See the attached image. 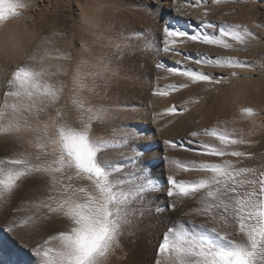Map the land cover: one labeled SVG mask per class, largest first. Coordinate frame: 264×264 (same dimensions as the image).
Masks as SVG:
<instances>
[{
    "label": "snow or ice",
    "instance_id": "snow-or-ice-1",
    "mask_svg": "<svg viewBox=\"0 0 264 264\" xmlns=\"http://www.w3.org/2000/svg\"><path fill=\"white\" fill-rule=\"evenodd\" d=\"M187 2L199 7L207 0ZM141 7L151 14L163 5ZM28 8L26 0H0V26L23 19ZM211 10L205 7L191 32L163 22L160 16L161 43L151 67L164 68L156 53L176 51L178 42L235 51L236 45L264 40L253 31H264V21L252 25L214 21L207 18ZM26 28L18 26L17 33ZM110 30L109 25L96 36L98 50L75 61L71 52L58 50V63H51L52 41L43 35L26 51L20 40L8 49L23 57V62L0 84V140L7 149L22 147L23 151L0 158V234L13 241L17 253L5 264H112L116 252H123L125 239L136 236L141 224L163 228L149 264H264V164L238 166L240 159L255 155L238 150L251 141L218 127L191 130L180 147L188 145L186 151L224 159L183 163L167 158L163 161L167 174L154 177L152 169L142 163L144 153L129 144L138 133L121 128V133L113 131L108 137L94 134V125H111L116 114L133 107L98 104L93 97L100 95L97 89L112 87L127 71L122 61L135 54L128 41L137 33L150 35L148 29L129 35L107 34ZM185 55L198 67L166 68L183 82L163 89L152 86L154 96L201 84L218 89L256 67L234 56ZM204 66L222 71H204ZM259 68L264 72V63ZM69 86L71 94L64 101ZM198 102L173 105L166 112L182 115L189 111L187 104ZM69 107L74 113L71 124L65 119ZM241 112L246 118L258 114L252 107ZM206 136L218 143L200 139ZM164 144L172 149L178 146L171 140ZM125 148H132V153L121 151ZM117 157L134 167L117 166ZM180 172L195 175L177 179ZM185 202L195 206L182 215L197 216L198 221L170 215L178 203Z\"/></svg>",
    "mask_w": 264,
    "mask_h": 264
},
{
    "label": "bare ground",
    "instance_id": "bare-ground-1",
    "mask_svg": "<svg viewBox=\"0 0 264 264\" xmlns=\"http://www.w3.org/2000/svg\"><path fill=\"white\" fill-rule=\"evenodd\" d=\"M51 1L52 0H26V2H32L35 6H37V8H39V15L42 14L41 11L44 10L43 8L50 5ZM78 1L77 13L79 16L82 15L81 17L83 19H86L85 15L88 7L83 3L91 0ZM145 3H161L164 5L165 11L163 9V11L160 9H153L151 12L152 16H150L151 18H147V20H145V26L148 27V29L151 28L156 31L155 32L153 30L156 38V34H158L160 39H157L160 40V43L163 22H170L182 30L191 32L193 30L194 23L203 16L205 7H210L212 9L207 18L214 21H227L230 23H244L248 25H252L257 21H264V3H261L260 0H221L220 4H216L215 0H207V3L199 7L190 6L187 0H146ZM112 6L113 5H111V7ZM52 9H49L48 7L47 12L49 13L46 14L47 18L43 19L44 21H47L46 23H48V34L41 32L43 31V28H41V31L39 30L40 27L39 29L37 28L34 21L35 15L32 13L24 14L23 19L13 20L2 26L0 31V84L3 83L6 75H9L18 64L23 62V57L16 56L11 51H8V49H10L17 40L23 42L24 50L26 51L31 48L38 36H48L52 41L49 45L50 55L53 57L51 63H58V61L55 60L58 50L60 52H63L64 50H66L65 52H71L74 61L77 59L73 53V45L74 39L79 35H77V33L73 30L72 25H76L79 20L77 18H72L71 12L64 14L65 17L70 18V21H72V23H69L70 25H67V27L65 26L64 28V23L62 25V22L60 24L58 20H54V23L51 22L52 19L49 17L54 14V10ZM48 14H50L49 17ZM129 14H131V12H129ZM116 16H118V14ZM160 16L164 17V21L159 23L157 22V19H159ZM218 18L221 20H218ZM21 25H27V28L18 34L17 29L18 26ZM44 25L45 23L43 26ZM253 31L259 32L261 36H264V31H261L258 28H253ZM65 33L67 35H65ZM63 43H66L65 45L68 47L66 46L67 49L61 50L64 48ZM174 47L176 51H160L156 53L155 58L164 64V68L153 69L151 64L153 60L152 55L154 53L152 55L148 54L151 58H149V56L147 57L148 59L144 58L148 60L146 64L140 65V62V64L136 65L137 69L134 68L135 66L130 64L134 69L130 71L131 69L125 67L129 70V72L128 70L127 72H122L120 74V79L112 87L107 89H97V91L100 92V95L93 97L94 103L105 105L130 104L133 105V107L116 114L111 125H95L97 128H93L94 134L108 137L113 133V131L117 134L121 133V128H123L124 132L131 131L138 133V136L135 139L129 140V144L137 151L144 153L142 163L145 167L152 169L154 177H163L167 174V165L165 166L163 161L170 157L171 152L174 154L179 153V158L188 157V162L193 157L195 159L197 155H203L201 153L198 154V152L196 154L194 151H186L185 148L189 146L185 145L184 148H182L179 146V142L185 139L188 132L191 130H200L211 127H218L221 130L226 129L233 137L244 138L252 142L251 144L239 146L238 150L254 153L255 155L252 158L245 157L240 159L238 166H249L251 161L258 162L257 160L259 157L263 159L264 164V72H262L259 68V63H264V40H256L246 46L236 45L237 50L235 51L217 49L212 46L194 42H178ZM131 51H133V49ZM82 52L84 53V51ZM196 53L208 54L211 56H234L242 60H247L250 64H256V67L254 71L250 70L241 72L242 78L233 79L231 83L225 84L218 89H211L207 85L201 84L193 85L179 91H174L168 96H154L152 94V86H158L163 89L169 85L182 83V77L172 75L166 72L165 69L168 67L181 68L182 66L193 68L198 67L197 65L191 63L185 55L195 56ZM143 54L144 53L142 52V57H144ZM130 65L128 66L130 67ZM203 70L208 72L222 71L221 69H213L207 66H204ZM153 76L159 78L152 79ZM150 80L151 86L149 84ZM65 91V97L69 96L71 94L70 86ZM105 92L107 95H105ZM190 99H198L199 102L195 103V105L192 104L194 107L187 104L189 107L188 112L175 116L166 112V109L169 107L173 105H185L188 100L191 101ZM218 99H220V101L217 102H220V106L222 108L220 107V109L217 107L220 111L216 112L217 110L214 111L213 106L215 105L213 104H215L214 102ZM244 107H252L258 114L254 118H246L241 112V109ZM157 113H160L161 115L157 116ZM194 114L199 116L197 120L198 122L194 119ZM193 120H195L196 123L193 122ZM200 139L210 143H218L215 137L212 136L200 137ZM165 140L176 141L178 143L177 148H170L168 145L164 144ZM0 144V158L10 154L11 151H14L13 149H7L2 140H0ZM17 150L18 148L16 151ZM121 151L131 154L132 148H125ZM193 153L196 156L193 155ZM204 156L205 155H203V158L201 157L202 160L206 157ZM201 158L199 157L198 160H201ZM208 159L220 162L224 158L207 157L205 160ZM227 159H232L234 162H237V158L234 157H229ZM191 161H193V159ZM114 163L117 166L125 167L126 170L127 168L134 167L132 164L127 162L121 163L118 157L114 160ZM180 174L181 173H179L178 176ZM193 175L195 174L182 173L181 176L182 179H187L191 178ZM161 203H163V201H161ZM189 209L190 208H188V210ZM183 212L184 210L177 206V209L170 215L174 218H182L185 220H199L196 216H183ZM162 232L163 228L141 224L140 230L136 236L125 239L123 242V252L119 250L116 252V254L112 257V264H149V261L155 257L156 246L160 241V234ZM124 253H127V256L121 259ZM16 256V246L13 241L8 236L0 234V257H2V259H0V264L10 262Z\"/></svg>",
    "mask_w": 264,
    "mask_h": 264
},
{
    "label": "rangeland",
    "instance_id": "rangeland-1",
    "mask_svg": "<svg viewBox=\"0 0 264 264\" xmlns=\"http://www.w3.org/2000/svg\"><path fill=\"white\" fill-rule=\"evenodd\" d=\"M78 0H52L50 5L49 6H46L45 8H43L41 11V15H39V8H37V6H35L32 2H27L29 4V8L27 9V11L25 12V14H29V13H32L35 15V25H37V28L39 29L40 27V31H41V28H43L42 30L44 31H41L42 33H45V34H48V31H49V27H48V23H46L47 21L43 20L46 17V14L49 13L47 12L48 10V7L49 9H52L54 10V14L52 16L49 17L50 14H48V17L52 19L51 22L54 23V20H58V22H62V25L63 27L65 28V26L67 27V25H70L69 23H72V21H70V18L68 17H65L64 14H67V13H70L71 12V15H72V18H77L79 21L78 23L75 25L73 24L72 27H73V30L77 33V35H79L78 37L76 36V38L74 39V45H73V53H74V56L75 58H80V57H83V58H87L88 55L90 53H94L96 50L99 49L100 47V43H97L96 42V36L99 35L101 32H103L105 29H108L109 28V25L111 26V30L110 32L112 33H121V34H124V35H129V34H132V33H136L137 30H140V29H148V27H146L145 25V20H147V18H151L150 16H152V14H146L148 13V9H145L143 7H141L142 4H147L145 3L146 0H131V1H126V0H91L89 2H86V3H83L85 5H87L88 9L86 10V15H85V18L86 19H83L81 16L78 15V3L79 1L77 2ZM110 1V3H109ZM115 1V2H114ZM81 2V1H80ZM84 2V1H83ZM119 2V3H118ZM41 3V2H40ZM129 3V4H128ZM115 4V6H114ZM118 4V5H117ZM125 4V5H124ZM111 5H113L111 7ZM121 5V6H120ZM120 6V7H118ZM116 7V8H115ZM124 7V8H123ZM122 8V9H121ZM130 8V9H129ZM108 9V10H107ZM126 9V10H125ZM162 9L165 11V8H164V5L162 7ZM160 9V10H162ZM89 10V11H88ZM93 10V11H92ZM128 10V11H127ZM162 10V11H163ZM44 11H45V14H44ZM133 11V12H132ZM137 11V12H136ZM129 12H131V14H129ZM51 13V12H50ZM90 13V15H89ZM38 14V15H37ZM44 14V15H43ZM55 14H56V17H55ZM94 14V15H92ZM118 14V16H116ZM92 15V16H91ZM45 16V17H44ZM91 16V18H90ZM146 16V17H145ZM37 17V18H36ZM40 17V18H39ZM44 17V18H43ZM53 17V18H52ZM64 17V18H63ZM145 17V18H144ZM68 18V19H67ZM82 18V19H81ZM143 18V19H142ZM39 19V20H38ZM49 19V20H51ZM63 19V20H62ZM88 19V21H87ZM91 19V20H90ZM43 20V21H42ZM72 20V19H71ZM81 20H84V21H81ZM90 20V21H89ZM141 20V21H140ZM218 20H221L220 18H218ZM13 21V20H11ZM9 21V22H11ZM38 23H37V22ZM41 21V22H40ZM8 22V23H9ZM45 23V25L43 26V24ZM67 22V23H66ZM157 22H161L160 19H157ZM141 23V24H140ZM158 23V24H159ZM42 24V25H41ZM82 24V25H81ZM90 24V25H89ZM114 24V25H113ZM39 25V26H38ZM78 26H81V27H78ZM86 26V27H85ZM91 26V27H90ZM145 26V27H144ZM45 27V28H44ZM48 27V28H47ZM78 29H77V28ZM1 28L2 26H0V31H1ZM83 28V29H82ZM86 28V29H84ZM81 29V30H80ZM149 32H150V35H148L147 37L145 36H142V35H139L138 33L136 35H134L129 41L128 43L133 47H131V50L133 49L132 52H135L134 55H130V56H127L123 59V67H128L129 69H131L130 71H132V69L136 68V65L141 64H146L145 62H147L148 60V56L151 54H153L155 52V49L158 48L160 46V38L157 35V39L156 36H155V30L154 29H151L149 28L148 29ZM155 32H154V31ZM83 31V32H82ZM82 33V34H81ZM107 34H111V33H107ZM86 36V37H85ZM83 37V38H81ZM88 39V40H87ZM153 39V40H152ZM77 40V41H76ZM159 42V43H158ZM64 44V43H63ZM66 44V43H65ZM63 45L64 48L61 49V50H64V49H67V45ZM159 44V46H158ZM67 46V47H66ZM83 46V47H82ZM87 48L89 49V51H85L83 49L84 48ZM140 46V47H138ZM66 47V48H65ZM151 47V48H150ZM138 48H139V51H138ZM2 50V49H1ZM130 50V51H131ZM137 50V51H136ZM144 50V51H143ZM150 50V51H149ZM66 50H64L63 52H65ZM84 51V53L82 52ZM142 51L144 54L142 57L141 53L140 52ZM148 51V52H147ZM152 51V52H151ZM147 54H146V53ZM151 52V53H150ZM140 53V54H139ZM80 54V55H79ZM147 56H146V55ZM149 54V55H148ZM140 56V57H139ZM136 57V58H135ZM153 57V55H152ZM143 58V59H142ZM144 58H147V59H144ZM149 58H151L149 56ZM0 59H1V56H0ZM132 61V63H131ZM137 61V62H136ZM145 61V62H144ZM129 62V63H128ZM127 63V64H126ZM134 63V64H133ZM136 63V64H135ZM126 64V65H125ZM132 64L133 66H135L133 68V66L131 67ZM130 65V67L128 66ZM139 65V66H140ZM138 66V67H139ZM126 70H128L127 68H125ZM127 72V71H126ZM129 72V70H128ZM67 97V98H66ZM64 97V100L67 101L68 100V96ZM187 97V96H186ZM66 98V99H65ZM192 100V99H190ZM93 101H94V98H93ZM189 101V100H188ZM217 101H220V99L216 100L213 104L215 106L214 107V111L218 112L220 111V109L222 108L220 106V102H217ZM64 101L62 102V105H63ZM69 104H70V101H69ZM193 105H195V103H192ZM192 104H189L190 106L194 107ZM219 104V105H218ZM208 105V104H207ZM206 105V106H207ZM217 105V106H216ZM208 107V106H207ZM220 109H218V108ZM69 114V115H68ZM72 115V116H71ZM74 113L72 112L71 110V107H69L68 109H66V116H65V119L71 124L73 121H72V117H73ZM193 115V114H192ZM195 116V120L197 121L198 120V115L197 114H194ZM200 119V118H199ZM195 120H193V122H195ZM198 122V121H197ZM196 123V122H195ZM95 126V125H94ZM93 128H97L96 126L93 127ZM94 130V129H93ZM1 145V144H0ZM18 150L17 151H23V148L22 147H17ZM16 148V149H17ZM16 149H13L14 151H16ZM173 154V155H172ZM197 154V152H196ZM200 154V153H198ZM193 155H195L193 153ZM177 156V157H176ZM192 156V154H191ZM190 156V157H191ZM196 156V155H195ZM199 155L196 156V158L194 159L191 158V160L193 159V161L195 160L196 162H200L202 161V158H203V155L199 156L201 158V160L199 161L198 160V157ZM180 157V154L177 153V154H174V153H170V157L169 158H174L178 161L181 160V162H185L187 163L188 162V157L187 158H184V157ZM205 157V156H204ZM207 158V156L204 158V160ZM184 159V160H182ZM187 161H186V160ZM190 160V161H191ZM189 161V162H190ZM258 162H255V161H251L250 162V165L251 166H255V167H260L262 164H263V159L262 158H258L257 160ZM249 164V163H248ZM166 166V164H165ZM167 168V166H166ZM181 174L178 176L177 175V178L180 179V176L182 175L183 172H180ZM184 174V173H183ZM194 174V173H193ZM194 176V175H193ZM192 176V177H193ZM191 177V178H192ZM181 179H182V176H181ZM187 179H190V178H187ZM187 206H186V205ZM185 204H177V206L181 207L184 211H189L191 209L192 206H195L194 204H192L191 202L187 203L185 202ZM188 208H190L188 210ZM197 217V216H196ZM197 219H200L199 217H197ZM39 238V237H37Z\"/></svg>",
    "mask_w": 264,
    "mask_h": 264
}]
</instances>
